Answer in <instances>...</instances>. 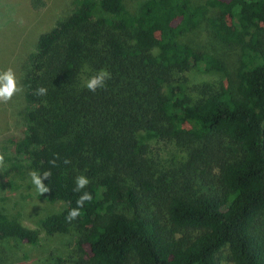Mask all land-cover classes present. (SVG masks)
Segmentation results:
<instances>
[{"label":"trees","instance_id":"1","mask_svg":"<svg viewBox=\"0 0 264 264\" xmlns=\"http://www.w3.org/2000/svg\"><path fill=\"white\" fill-rule=\"evenodd\" d=\"M203 22L239 50L233 78L180 41ZM31 48L13 69L21 90L0 106L14 119L4 139L16 172H51L37 197L62 207L36 229L0 210V242L74 232L79 259L51 264H216L224 247L233 264H264V0H146L135 13L72 0ZM101 69L111 79L92 93ZM189 71L223 82L188 86ZM140 133L181 146L178 166L158 171ZM84 192L92 200L67 220Z\"/></svg>","mask_w":264,"mask_h":264},{"label":"rangeland","instance_id":"2","mask_svg":"<svg viewBox=\"0 0 264 264\" xmlns=\"http://www.w3.org/2000/svg\"><path fill=\"white\" fill-rule=\"evenodd\" d=\"M0 0V71L19 68L26 52L37 35L48 30L57 20L67 13L72 0ZM146 0H124L126 9L135 13ZM194 4H203L205 0H191ZM211 11L210 16L214 15ZM182 43L213 55L220 59L229 78H233L238 65L239 50L221 44L210 33L203 22L194 31L180 39ZM14 72V71H13ZM15 73V72H14ZM18 75V74H17ZM187 85L209 84L216 89L222 77L216 72L189 71L186 73ZM4 109L5 103H0ZM14 119L9 109L0 112V155L4 156L0 165V210L21 222L23 227L36 229L40 218L57 213L61 204L40 201L38 191L32 183L30 174L20 170L15 164L22 165L12 146L4 139L6 129L12 127ZM15 129L13 126L12 130ZM9 132V131H8ZM139 140L149 146L150 156L158 171L169 173L177 167L184 155L183 148L174 143L162 142L152 135L140 133ZM169 171V172H168ZM152 209H155L154 207ZM86 252V249H84ZM228 249L224 247L216 255V264H233L228 258ZM55 257L71 262L78 260L80 253L76 245V234L46 237L40 235L37 246L26 242L7 240L0 242V264H51Z\"/></svg>","mask_w":264,"mask_h":264},{"label":"clouds","instance_id":"3","mask_svg":"<svg viewBox=\"0 0 264 264\" xmlns=\"http://www.w3.org/2000/svg\"><path fill=\"white\" fill-rule=\"evenodd\" d=\"M111 79V73H109L105 69H101L95 75L91 76L87 79L84 87L92 92L95 93L98 89H104L106 87V81ZM21 89L17 86V79L15 73L11 68L0 71V103H8L12 97L19 92ZM36 95L43 96L47 94V89L44 87H40L36 89ZM4 156L0 155V165L3 164ZM55 166V160L50 161ZM65 163H70V161L65 160ZM51 175L50 171H46L43 173V176L39 175L36 172L30 173L32 178V183L35 185L36 190L41 194H45L49 192V188L45 186L44 180H47ZM76 188L74 191H81L85 189L86 186L90 183V181L83 175L78 176L76 178ZM92 195L91 193L84 192L83 195L77 200V208L72 209L69 211L66 219L71 221L76 219L80 215V208L84 205L85 201H91Z\"/></svg>","mask_w":264,"mask_h":264}]
</instances>
